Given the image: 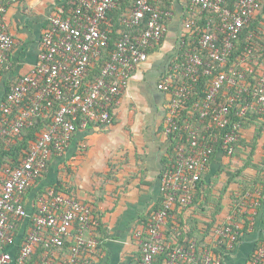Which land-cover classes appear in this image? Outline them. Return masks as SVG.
I'll return each instance as SVG.
<instances>
[{"label":"built area","instance_id":"obj_1","mask_svg":"<svg viewBox=\"0 0 264 264\" xmlns=\"http://www.w3.org/2000/svg\"><path fill=\"white\" fill-rule=\"evenodd\" d=\"M123 0H67L68 16H51L40 42L37 63L30 74L23 75L13 85L6 102L1 106L4 113H10L14 106L30 94V105L14 121L0 120V141L19 135L24 127L32 125L35 117L59 103L51 121L30 146L29 152L17 168H6L1 178L0 190V248L14 244V222L28 216L22 195L41 176L47 167L51 154L62 155L73 134L89 124L110 125L111 106L126 88L130 74L145 62L147 51L164 36V21L171 17L170 11H163L151 5L153 0H136L128 15L122 20L127 27L138 26L142 21L145 28L138 36L123 34L115 43L110 59L102 67L100 75L92 82L87 81L89 70L108 47L109 35L101 29L106 23L107 13L114 10ZM229 0H191V10L210 11L219 19L218 35L198 29L197 45L208 53L211 63L219 67L226 65L241 31L258 11L261 0H238L227 7ZM5 8L0 7V72L8 63V53L14 46L13 38L3 23ZM60 14V13H59ZM194 25L188 21L185 28ZM211 63L204 62L197 53L187 51L181 68L184 83L173 86L163 80L158 88L169 94L171 99L165 117L164 134L169 136L177 130L186 133L185 144L177 145L174 155L161 175L160 208L154 212L146 231L140 228L134 233L141 255L136 264H154L156 257L168 251L165 264H222V258L215 257L211 249L202 250L199 255L193 247L173 246L163 242L161 230L170 212L178 205L188 207L197 184L215 151L219 149L230 154L232 143L237 141L240 126L233 122L230 109L242 95H250L251 103H245L236 114L243 117L248 109L264 113V67L255 86L247 82L246 74H252L250 65L241 72L235 68L220 71L210 82L205 99L194 104L190 111L196 122L179 124L180 110L189 100L191 92L202 74H211ZM232 88L234 93L217 102L222 88ZM207 123V125H205ZM209 134L203 135L201 126ZM220 132L218 136L212 129ZM38 212L33 217V226L26 234L15 263L22 264L44 242L49 250L61 249L71 240L70 253L62 264H87L96 252L97 241L92 232L96 219L88 205L64 194L49 190L37 201ZM238 226L228 222L213 230L210 246L227 242L229 249L238 241ZM88 232V236L86 235ZM12 258L6 252L0 253V264H11ZM42 264H51L44 260ZM253 264H264V245L253 255Z\"/></svg>","mask_w":264,"mask_h":264},{"label":"crops","instance_id":"obj_2","mask_svg":"<svg viewBox=\"0 0 264 264\" xmlns=\"http://www.w3.org/2000/svg\"><path fill=\"white\" fill-rule=\"evenodd\" d=\"M5 1L3 23L14 40V46L8 53L5 69L0 72V116L3 97L8 89L20 77L33 71L49 18L68 16V9L64 10L67 0ZM187 3L188 0L172 1L171 17L164 21L163 38L147 51V60L132 71L126 88L111 106L112 123L89 124L78 129L65 152L48 162L41 179L22 196V204L29 217L34 208L38 209L37 203L34 204L36 195L42 189L55 187L91 208L101 229L95 232L99 247L87 264H136L141 251L134 233L144 225L142 218L160 206V179L174 150L171 140L164 134L171 97L158 85L163 80L175 85L182 79V55L191 50L195 41H191L192 34L185 28L188 21L205 24L207 29L219 34L220 25L216 19L205 20L202 12L191 10ZM263 67L258 71H263ZM31 143L27 142V147ZM237 147L233 157H226L222 151L216 150L206 171V182L209 180L214 188L219 184L217 200L221 210L215 215V224L204 238L211 245L216 224H236L240 233L238 241L222 258V264H253L254 251L264 242V204L253 200L238 204L233 198L244 188L256 187L253 197L260 195L257 190L260 186L252 183L261 179L263 174L259 170L264 162V118L248 115L241 127ZM13 155L5 158L7 164L16 165L21 161L19 155ZM246 161L249 162L244 166ZM218 170L221 173L216 177L214 174ZM237 171L242 173L228 182V173L236 174ZM237 212L247 217L246 231L245 221L235 219ZM190 216L199 221L198 228L204 233L203 224L209 223L210 219L194 213L193 207L177 208L170 212L161 230L164 239L168 240L170 236L169 228L180 226V223L189 226ZM26 222L21 224L15 238H22L28 232L30 228L25 227Z\"/></svg>","mask_w":264,"mask_h":264},{"label":"trees","instance_id":"obj_3","mask_svg":"<svg viewBox=\"0 0 264 264\" xmlns=\"http://www.w3.org/2000/svg\"><path fill=\"white\" fill-rule=\"evenodd\" d=\"M135 1L136 0H123L114 10H111L107 13V20H106L107 23H104L103 25H101V29L106 31L107 34L109 35L108 47L103 50L100 59L97 62H95L93 67L89 70L87 81L92 82L95 78H97L100 75V71H101L102 67L105 65V63H107L109 61L110 56H111L112 52L114 51L115 43L122 37L123 34H129V36H131V35L138 36L144 30V28H145L144 23L145 22H143V21L138 26H134V27H127L126 25H124L122 23V20L128 15V13H129L130 9H132V6L134 5ZM172 1L173 0H153L151 5L155 8L157 7L160 10L171 12L172 11ZM190 1L191 0H188V3H187V7H189V8L191 6ZM237 1L238 0H229L227 7L232 8V5L237 3ZM0 7H4L6 9V1L5 0H0ZM64 7H66V9H64L66 11L68 9L67 8L68 2L64 5ZM202 14H203V18H205V20H209L210 18L213 17L214 19H216L219 22L218 17L210 11H204V12H202ZM62 17H65V15H63ZM198 29L212 33V30L210 28L207 29L205 24L201 25V24H199V22H197L196 24L194 23V25L188 31L189 33L192 34L191 41L193 39L195 40L194 43H192L193 41L191 42L192 43L191 47H190L191 50H189V51L190 52L192 51L194 53L199 54L204 62L211 63L210 59L208 58V53L206 51H201L199 46L197 45L198 36L196 35V31ZM217 35L219 38V43H222L223 35H221L220 33ZM182 57H183V55H182ZM246 65H250V67L253 70L252 74H246L247 82L249 83V85L251 87H253V86H255L256 81L259 78L260 74L263 73L262 70H261L262 71L261 72V71H258V69L264 65V0H261V4H260L258 11L249 20L247 25H245L243 27L241 34L239 35L237 40L234 42V48L231 51V53L227 59L226 65L223 67H219V65L217 63H211V66H212L211 74L205 75V74H202V72H201V75L198 79V82L195 84V86L192 89L191 96H190L189 100H187L184 103V105L182 106V108L180 110L179 124L183 125L186 122L189 124L196 122V118H197L196 113H194V116L192 119H188V118H190L189 114H190L191 108L194 104L201 103L205 99L206 92H207V89L210 85V82L218 75V73L220 71H228L231 68H235L237 72H241ZM181 83H184L183 78L181 80H179L177 84L174 83L175 85H173V86H178ZM15 84H13V85H15ZM9 90H10V88L6 92L5 96L3 97V101H2L3 104L6 102V96L9 92ZM233 93H234V91L232 88L226 89L223 87L221 89L219 95L217 96V102L223 103L225 101L224 95L230 96ZM251 101H252L251 96L244 94L241 96V99L237 100L236 104L234 106H232L230 109L229 117L233 122L239 124L240 129L238 131L239 133H238L237 141L232 143L230 146L232 148V152L230 154L228 153V151L222 150L219 147V150L222 151L223 155L226 157H233L236 154V150L238 148L237 146H238L239 140H240V130H241V127L244 126L245 120L248 117V115L254 114L255 116L264 118V113H259L257 111L252 110V109H248L246 111V114L243 117H239L236 115L240 111V108L245 103L250 104ZM29 105H30V94H28L21 101V103L19 105L14 106L10 113L7 114V113H4L2 111V114L0 116V120L5 119V120H7L8 123L14 121L15 118L22 111L26 110L29 107ZM58 107H59V103H54L52 108L49 109L50 114L43 112L42 116L35 117L31 126L24 127L21 130L19 135L12 136L10 138L3 139L2 141H0V148H1V150H0V182H1L3 171L6 168L14 169L20 165L22 159L29 152L30 146L37 141L39 134L45 128H47L48 124L51 121L52 115L55 113V111L58 109ZM205 125H207V123H205ZM205 125L201 126V132L203 135H207L210 133V131L206 132L204 130ZM211 132L217 136L219 134V141H220V132L218 133V130H216L215 128L212 129ZM168 138L172 142L173 150L175 149V147L177 145H182V144L186 143L185 142L186 133L183 130H177L175 133L169 135ZM29 141L32 143L29 144V146L27 147V142H29ZM5 145H6V147H5ZM10 154H14L13 157L14 156L16 157L19 155L22 158L21 161L16 165L7 164L5 162V158L9 157ZM58 156L59 155L51 154L48 162L52 158H55ZM213 157L214 156L211 157L209 163L207 164V166H206V168H205V170H204V172L200 178V181L197 184L196 190H195L193 197H192V203L188 207H185L186 209H190L193 207L194 213L201 214L202 216H205L208 219H210L209 223L204 222V224H203V226H205V229H204L205 232L201 233L203 231H202V229L200 230V228H198L199 221L195 217L190 216L188 218L189 226H186L184 223H183L184 225L182 223H180V226H177V227L172 228V229L169 228V234L168 235H170V236H169L168 240L164 239V237H163V242L167 243V244H171L173 246H184L185 248L190 247L193 244V247H194L197 255H199V253L204 249H211V251L215 257L221 256V258H223L227 253H229L232 250V249H229L228 246L226 245L227 242L225 241L223 243H220L219 245L210 246V244H207V242H205V238H204V235H207L208 232L210 231V228L213 227V225L215 224V221H216L215 215L218 214L219 211L221 210L219 200L217 202L215 201L216 202L215 205L207 203L206 206H202L204 203L208 202L207 194L210 192V190L213 187L211 182L209 183V180H208V183L205 180L206 171L208 169L209 164L213 160ZM13 159L16 160L15 158H13ZM247 162H249V161H246L244 163V166L247 165ZM47 166H48V163H47ZM262 166H263V168L259 170V172L263 173L262 178L259 179L258 181H253V183H252L255 186H260V188L257 189L260 192V195L258 196V198L253 197V194H254L253 192H255L256 187H253L251 189L244 188L242 190V192H240L239 194L234 196V198H233L234 203L239 204L240 202H243L245 200L246 201L253 200V202H257L260 205L264 204V162H263ZM46 169H47V167H46ZM46 169L44 170V172L46 171ZM44 172L41 174L40 177H38L31 184V186L27 190H30L32 188V186L34 184H36V182L39 179H41ZM219 173H221V171H219V170L216 171L214 176L217 177L219 175ZM241 173H242V171H237L236 174L228 173V180H229L228 182L233 180L235 177H238ZM49 190H53L55 194H64V195L68 194L66 196L72 198V196H70L69 193H65L63 191H60L58 189V187H55L54 189H42L36 195L35 200H34V204L37 203L38 199L40 197H42L43 195H45ZM211 193H213V190ZM247 196H249L251 199H249ZM21 203H22V199H21ZM211 205H213V206H211ZM159 208H160V206L154 207L153 212H151L150 215L148 214V216L142 218L144 225L141 228L143 229V232L146 231L147 224L149 222L151 215L154 212H156ZM177 208L178 209H184V208L179 207L178 205L174 209H177ZM204 208H206V210ZM37 212H38V209L35 210V208H34V213L31 215V217H27L25 219L15 221L14 222V233L16 234L17 230H19L21 228V224H23V222L26 220H27V222H26L27 224L25 227L29 226V228H32V226H33L32 219L37 214ZM208 212H210L209 215L207 214ZM179 216H180V214H179ZM235 217H236L235 219H237V220L243 219L245 221L244 222V230L246 231V229L248 227V220H247L246 215L237 212L235 214ZM219 225L220 224H216V226H219ZM215 227L213 229H215ZM100 229H101L100 223L98 222V220H96V225L93 228L92 232H93L94 238L96 239L98 244H99V241L97 239L95 232L97 230L99 231ZM26 234L23 235L22 238L16 237L14 240V244H12L10 246H3L0 248V253L4 251L11 256V258H12L11 264H17V263H15V260L19 255V251H20L22 243L25 240ZM86 235L88 236V232H86ZM238 237H239V235H238ZM69 242H70L69 247L66 245V244H68L66 241V243L64 244V246L61 249H54V250L47 249L44 245V242H43V243L39 244L37 247H35L33 253L22 264H42L43 259L50 261L51 264H62V259L65 258L70 253L72 241L70 240ZM235 245H236V243L234 244V246ZM263 245H264V242L259 244V246L255 249V251L260 246H263ZM98 247L99 246H97L96 250L98 249ZM255 251H254V253H255ZM168 253H169L168 251H165V252L159 254L156 257L154 264H165V262L168 259ZM251 260L253 261V257Z\"/></svg>","mask_w":264,"mask_h":264},{"label":"rangeland","instance_id":"obj_4","mask_svg":"<svg viewBox=\"0 0 264 264\" xmlns=\"http://www.w3.org/2000/svg\"><path fill=\"white\" fill-rule=\"evenodd\" d=\"M214 186L212 187V189L210 190V192L207 194L208 197V202L204 203L202 206H206L207 203L213 204L215 205L217 200V196L219 195V184H217V186L214 188V193H211L213 190ZM216 201V202H215ZM211 205V206H213ZM206 210V208H204Z\"/></svg>","mask_w":264,"mask_h":264}]
</instances>
